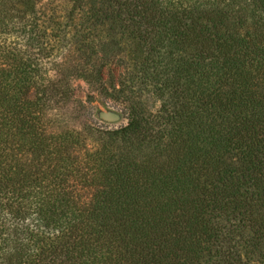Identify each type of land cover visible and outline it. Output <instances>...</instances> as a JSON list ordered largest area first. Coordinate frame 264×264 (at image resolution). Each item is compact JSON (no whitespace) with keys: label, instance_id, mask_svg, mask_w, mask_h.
Listing matches in <instances>:
<instances>
[{"label":"trees","instance_id":"1","mask_svg":"<svg viewBox=\"0 0 264 264\" xmlns=\"http://www.w3.org/2000/svg\"><path fill=\"white\" fill-rule=\"evenodd\" d=\"M0 264H264V0H0Z\"/></svg>","mask_w":264,"mask_h":264},{"label":"rangeland","instance_id":"2","mask_svg":"<svg viewBox=\"0 0 264 264\" xmlns=\"http://www.w3.org/2000/svg\"><path fill=\"white\" fill-rule=\"evenodd\" d=\"M116 62L115 65L123 67V62ZM109 68L107 67V69ZM110 71L107 82L109 79L116 82L115 74ZM73 83L74 92L66 101H60L59 104L61 106L60 113L65 114L68 118V123L66 122L68 126L83 129L84 125L92 124L96 128L112 130L127 125L128 115L124 109L126 103H121L123 100L116 101L104 95L98 85L91 87L81 78L75 79ZM148 102L150 106L156 104L153 98ZM83 132L87 135L91 134L88 130H83ZM143 150L144 153L150 152L145 148Z\"/></svg>","mask_w":264,"mask_h":264}]
</instances>
